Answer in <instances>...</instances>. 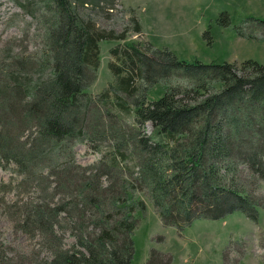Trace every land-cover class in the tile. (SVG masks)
Listing matches in <instances>:
<instances>
[{
  "label": "trees",
  "instance_id": "obj_1",
  "mask_svg": "<svg viewBox=\"0 0 264 264\" xmlns=\"http://www.w3.org/2000/svg\"><path fill=\"white\" fill-rule=\"evenodd\" d=\"M40 1L54 17L46 25L40 63L49 74L26 76L28 59L22 56L0 63V102L10 99L0 103V167L13 165L23 183L43 186L37 197L2 200L15 228L38 237L39 248L25 253L1 241L0 264H131L136 212L146 209L145 200L131 198L136 190L149 196L164 225L180 230L235 211L257 221L264 198L246 182L264 180V64L190 62L151 43L146 51L134 41L117 44L110 53L120 63H109L114 81L106 90L133 94L139 80L156 85L175 76L187 84H170L155 100L141 90L132 105L120 100L114 111L104 99L109 90L99 100L87 90L97 79L100 43L123 40L128 29L97 30L78 11L85 3L114 0ZM18 6L35 16L33 2ZM131 20L141 32L136 15ZM254 20L264 28V19ZM92 111L105 119L104 132L87 129ZM106 134L114 137V150L92 167L78 164L74 142ZM66 230L76 238L71 247L65 246ZM261 246L264 253V237ZM230 253L228 248L226 260ZM165 258L169 264L171 256Z\"/></svg>",
  "mask_w": 264,
  "mask_h": 264
},
{
  "label": "rangeland",
  "instance_id": "obj_2",
  "mask_svg": "<svg viewBox=\"0 0 264 264\" xmlns=\"http://www.w3.org/2000/svg\"><path fill=\"white\" fill-rule=\"evenodd\" d=\"M28 2L34 3L35 16L18 6ZM45 6L40 0H0V63L6 64L18 56L28 59L22 73L31 79L49 74L47 66L40 64L46 48V25L54 19ZM78 11L82 18L93 22L97 30L119 34L128 29L125 39L100 43L101 61L97 79L87 90L98 100L102 91L114 81L109 63H120L110 49L117 44L124 46L125 42L134 41L143 51L147 50L149 43L157 49L168 48L179 59L190 62L241 64L253 59L264 64V28L256 20L252 21L264 19V0H114L113 4L105 2L101 6L85 3L78 7ZM133 15L140 21L141 32L134 31ZM226 21L227 25L224 24ZM254 27L256 36L251 37L248 34ZM122 69H126L125 66ZM167 80L156 85L139 80L134 84L133 94L123 89L117 93L108 88L104 99L113 105L112 110L118 111L121 108L118 101L124 100L130 106L133 97L142 91L147 92L148 100H155L165 93L168 85L187 84L186 80L177 76ZM6 100H1L0 103H4L2 106H5ZM99 107L100 111H104L103 106ZM123 113L127 114L126 111ZM85 122L88 130L95 127L104 132L102 123L105 119L94 111ZM145 131L148 134L152 132L151 123H147ZM115 143L111 134L96 141L86 138L77 140L73 146L76 162L92 167L114 150ZM127 155L130 163L134 164L133 157ZM246 184L261 200L264 198V180L253 176L247 179ZM42 189L41 184L23 183L22 175L15 166L0 167V242L25 253L39 248L38 237L15 228L10 216L5 213L2 199L15 201L28 196L37 197ZM131 198L146 202V209L136 212L138 225L133 234L135 253L131 264H149L152 258L155 259L154 264H167L166 254L171 256L169 264H263L264 207L259 209L257 221L249 219L241 211H235L221 219H196L180 230L176 226L164 225L145 192L136 190ZM63 234L65 246L71 247L76 241L75 236L69 230ZM228 248L231 253L226 260L224 253ZM152 249L158 253L152 255ZM241 251L243 256L236 263Z\"/></svg>",
  "mask_w": 264,
  "mask_h": 264
}]
</instances>
